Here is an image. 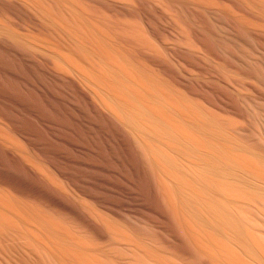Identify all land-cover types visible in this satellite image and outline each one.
<instances>
[{"label": "bare ground", "instance_id": "obj_1", "mask_svg": "<svg viewBox=\"0 0 264 264\" xmlns=\"http://www.w3.org/2000/svg\"><path fill=\"white\" fill-rule=\"evenodd\" d=\"M0 264H264V0H0Z\"/></svg>", "mask_w": 264, "mask_h": 264}]
</instances>
